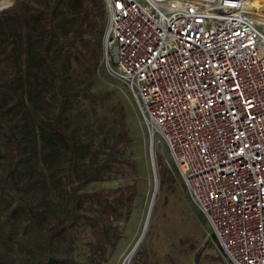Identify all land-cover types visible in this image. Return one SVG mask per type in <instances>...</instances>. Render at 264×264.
Listing matches in <instances>:
<instances>
[{
    "label": "built area",
    "instance_id": "1",
    "mask_svg": "<svg viewBox=\"0 0 264 264\" xmlns=\"http://www.w3.org/2000/svg\"><path fill=\"white\" fill-rule=\"evenodd\" d=\"M251 1L104 0L111 75L228 264H264V29Z\"/></svg>",
    "mask_w": 264,
    "mask_h": 264
},
{
    "label": "rangeland",
    "instance_id": "2",
    "mask_svg": "<svg viewBox=\"0 0 264 264\" xmlns=\"http://www.w3.org/2000/svg\"><path fill=\"white\" fill-rule=\"evenodd\" d=\"M0 1V19L5 14L17 15L12 9L18 3H37L35 0ZM45 2L54 11L51 15V37L46 43L37 34L32 44L37 50L47 47L48 54L53 56L61 73L62 83L55 84L49 96L52 106L42 118L51 120L59 110L63 89L67 96L61 123L74 136L77 144L74 178L75 186H80L78 193H103L112 199V194L117 190L133 185L134 179L138 181L135 202L129 216L126 218L118 213L109 222L112 228L117 229V233L112 236V242L105 251L97 249L98 240L92 221L93 217L102 215L104 206L97 200L83 197L75 222L52 238L50 254L57 259L52 264H72L68 262L70 259L80 264H228L219 253L205 216L192 202L166 145L159 140L152 143L134 97L111 75V65L106 61L104 46L107 11L95 17L94 34L78 39L54 56L55 49L71 38L76 29V26L64 25L65 21L60 20V17L78 21L82 14L77 12L69 16L71 12L66 7L68 0ZM101 3L106 6L104 0H87L90 8ZM176 4L169 3L168 6L173 8ZM260 25L264 29V25ZM27 73L26 51L22 50L16 38L5 37L0 33V105L6 124H19L16 130L19 137L24 112L31 102L25 97L24 106H18L11 96H16L13 93L14 86ZM123 126L126 134L119 146L120 151L115 155L116 159L96 175L89 176L94 164L100 165L108 158ZM0 151H9L2 138ZM126 159L136 162L139 175L127 174V168L120 163ZM68 163V158H64L62 172L57 176L62 182L66 181ZM153 163L158 190L143 236L155 190ZM7 169L8 160L0 159V181H4ZM41 182L28 189L16 179L15 185L35 211L41 229L46 230L64 220L66 222L70 206L60 201ZM129 193L126 192L127 195ZM4 199L16 205V201L5 191L0 192V225L8 213ZM25 222V218L16 222L13 220L7 231L0 227V252L6 250L12 254L11 258L6 256L0 264H37L44 259L39 240L31 231L24 229Z\"/></svg>",
    "mask_w": 264,
    "mask_h": 264
},
{
    "label": "trees",
    "instance_id": "3",
    "mask_svg": "<svg viewBox=\"0 0 264 264\" xmlns=\"http://www.w3.org/2000/svg\"><path fill=\"white\" fill-rule=\"evenodd\" d=\"M35 1L37 2L35 4L39 6L30 5V1L18 3L12 9V11H16L17 15L5 14L4 18L0 19L1 35L16 38L22 50L26 51L28 61V73L25 76L22 75V78L15 84L13 93L16 96H11V100L14 98L18 106L21 105L22 107L25 104V97L31 102V106L24 112L25 115L20 127L21 137L16 131L19 124H6L0 105V138L9 148L7 153L0 151V159L8 160L5 179L0 181V192L5 191L12 200L16 201V205L13 206V202L10 203L4 199L8 213L5 214L6 220L1 223L0 227L7 231L13 220L16 222L21 218H25L24 229L35 235L44 253V259L37 264H49V262L52 264V262H57L56 256L50 254L52 238L59 233L58 231L75 222L77 211L82 206L81 199L83 197L97 200L104 206L102 215L93 217L92 221L95 228L94 235L98 240L97 249L105 251L112 242V236L117 233V229L112 228V224L109 222L113 215L118 213L126 218L129 216L135 202L138 181L134 179L133 185L117 190L112 194V199H109L103 193H78L80 186H75L74 178L76 171L74 153L77 144L74 136L66 131L61 123V113L65 109V98L67 96L63 89H61L62 102L59 110L52 116L51 120L42 118L43 114L50 111L52 101H50L49 96L55 84L62 83V78L58 67L54 63L53 56L48 54L47 47L43 46L40 50L33 47V37L37 34L44 39V42L49 41L53 29L51 15L54 13L52 7L45 0ZM95 6V8L88 7L87 0H68L66 7L71 12L69 16L78 12L82 14V17L78 21L75 18L60 17V20L65 21L64 25L68 27L76 26V29L71 38L62 42L55 49L54 56L59 55L67 46L78 39L96 32L95 17L106 12L107 6L104 7L103 3ZM121 129L108 158L100 165L94 164L89 176L96 175L102 168L116 159L115 155L120 151L119 146L124 141L123 137L126 134L124 126ZM64 158H68L69 163L66 181L62 182L57 176L62 172L61 165ZM35 161H37V164H35ZM120 163L127 168V174L131 176L139 175L134 160L126 159ZM176 171L180 173L177 165ZM16 179H19L23 186L28 189L40 183L43 179L41 183L46 189L55 193L60 201H64L70 206L66 219L67 223L64 220L54 228L42 230L35 211L29 206L28 201L20 195V190L16 189ZM161 184H163V181H161ZM126 192L130 193L127 195ZM212 236L215 241L213 234ZM116 238H119V236H116ZM6 256L11 258L12 254L6 250L1 251L0 261L5 259ZM68 262L80 264L71 259Z\"/></svg>",
    "mask_w": 264,
    "mask_h": 264
},
{
    "label": "bare ground",
    "instance_id": "4",
    "mask_svg": "<svg viewBox=\"0 0 264 264\" xmlns=\"http://www.w3.org/2000/svg\"><path fill=\"white\" fill-rule=\"evenodd\" d=\"M0 4H2L1 1ZM250 5L253 6L254 8L250 12L258 20L259 24L264 25V9L262 10V6L264 5V0H252Z\"/></svg>",
    "mask_w": 264,
    "mask_h": 264
},
{
    "label": "water",
    "instance_id": "5",
    "mask_svg": "<svg viewBox=\"0 0 264 264\" xmlns=\"http://www.w3.org/2000/svg\"><path fill=\"white\" fill-rule=\"evenodd\" d=\"M153 173H154V179H155V190H154V195L152 197V202H151V206H150V209H149V214H148V218H147V222H146V226H145V229H144L143 236L145 235L147 227H148V224H149V220H150V217H151V214H152V211H153L154 200L156 198V194H157V190H158V181H157V175H156V170H155L154 163H153Z\"/></svg>",
    "mask_w": 264,
    "mask_h": 264
}]
</instances>
